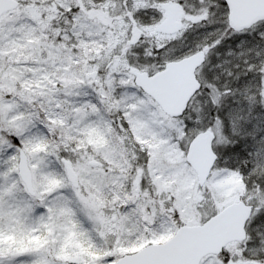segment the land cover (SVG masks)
<instances>
[{
    "label": "snow or ice",
    "instance_id": "6c2138e0",
    "mask_svg": "<svg viewBox=\"0 0 264 264\" xmlns=\"http://www.w3.org/2000/svg\"><path fill=\"white\" fill-rule=\"evenodd\" d=\"M0 264H264V0H0Z\"/></svg>",
    "mask_w": 264,
    "mask_h": 264
}]
</instances>
